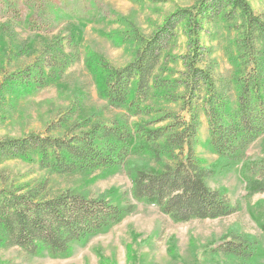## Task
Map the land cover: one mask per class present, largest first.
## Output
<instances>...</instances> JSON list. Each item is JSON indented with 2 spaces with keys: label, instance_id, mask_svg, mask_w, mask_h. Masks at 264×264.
<instances>
[{
  "label": "trees",
  "instance_id": "trees-1",
  "mask_svg": "<svg viewBox=\"0 0 264 264\" xmlns=\"http://www.w3.org/2000/svg\"><path fill=\"white\" fill-rule=\"evenodd\" d=\"M233 28L240 70L220 80L208 62L211 49L203 39L213 26ZM181 28L187 50L179 79L156 77L164 54L176 46ZM135 58L122 68L103 70V96L124 114L109 123L69 125L61 117L44 133L0 139V163L22 159L36 162L58 175H73L121 166L132 155L149 152L161 164L139 169L133 177L136 201L153 205L176 222L218 219L236 212L227 194L211 188L215 174L196 153L202 119L207 121L214 151L233 163L241 162L248 148L264 134V13L249 0H196L171 13L148 37H135ZM44 78L31 69L11 74L1 84L29 88ZM175 104L153 107V99ZM155 114L156 119L131 123ZM87 124V125H85ZM167 159L166 162L163 160ZM264 164H246L243 180L251 192H264ZM133 204L122 207L105 197L67 189L52 193L46 179L0 188V228L5 245L30 256L44 252L67 255L82 243L120 223ZM221 249L229 256L249 260L256 243L236 237Z\"/></svg>",
  "mask_w": 264,
  "mask_h": 264
},
{
  "label": "rangeland",
  "instance_id": "rangeland-1",
  "mask_svg": "<svg viewBox=\"0 0 264 264\" xmlns=\"http://www.w3.org/2000/svg\"><path fill=\"white\" fill-rule=\"evenodd\" d=\"M195 1L0 0V86L22 70L44 76L39 85L29 88L5 84L6 89H0V139L44 133L47 125L61 117L70 118L72 126L109 123L120 117L125 110H115L103 96V70L129 64L139 48L136 36H150L167 16ZM249 2L257 13H264V0ZM236 36L233 28L219 23L203 39L212 53L208 62L220 80L240 70ZM186 50L187 36L181 28L156 77L179 79L184 69L180 57ZM150 104L175 108L157 98ZM153 119L156 115L150 114L131 123ZM195 149L202 164L215 171L208 185L227 194L237 208L233 214L176 222L158 207L136 201L132 194L135 172L161 167L149 152L132 155L121 166L73 175L51 173L29 160L0 163V188L46 179L55 194L70 189L111 199L122 207L134 205L120 223L73 244L67 255L30 256L5 245L0 228V264H264V192H251L243 180L246 164H264V134L241 162L233 163L214 151L203 118ZM253 178L264 182L258 173ZM236 237L256 243L253 258L245 260L221 250L239 241Z\"/></svg>",
  "mask_w": 264,
  "mask_h": 264
}]
</instances>
